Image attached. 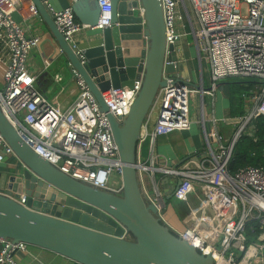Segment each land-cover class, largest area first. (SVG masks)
<instances>
[{"label":"built area","instance_id":"1","mask_svg":"<svg viewBox=\"0 0 264 264\" xmlns=\"http://www.w3.org/2000/svg\"><path fill=\"white\" fill-rule=\"evenodd\" d=\"M24 1L0 0V66L4 80L0 86V105L21 138L36 153L76 179L119 193L123 163L108 112L117 118L125 117L142 87V79H136L133 87H111L104 91L109 108L105 112L74 70L80 88L78 97L68 108L54 103L37 87V76L28 68L29 54L39 45L41 37L27 35L13 16ZM97 1L101 14L95 26L81 23L72 6L58 10L48 3L58 28L83 63V49L76 35L112 24V0ZM161 4L167 51L170 44L190 33L187 30L190 25L201 58L209 62L211 85L207 90H199L180 76L165 77L166 85L160 88L141 130L137 166L142 190L181 238L201 253L211 255L216 264H264V167L250 165L234 172L228 169L234 146L248 123L264 115V0H161ZM30 9L33 15L38 14L32 1ZM192 15L196 17V25ZM229 77H257L262 81L261 89L252 96L253 105L241 117L242 125L226 139L206 126L218 121L217 118L209 122L198 119L206 141L201 155L191 156L176 167L157 165L159 137L188 130L194 123L190 116L191 96L213 95L219 81ZM211 134L217 145H213ZM144 145L146 155L142 153ZM13 154L0 133V161ZM158 173L182 181L173 198L177 203L188 205L191 195L198 192L196 187L201 188L197 193L201 192V203L196 208L189 207L184 228L171 225L162 214L167 203ZM114 174L119 176L118 185L111 184ZM27 200L25 194L17 198L22 204ZM257 230H260L257 240L250 241L248 232L254 234ZM2 242L0 264H20L14 253L27 250L28 244Z\"/></svg>","mask_w":264,"mask_h":264},{"label":"water","instance_id":"2","mask_svg":"<svg viewBox=\"0 0 264 264\" xmlns=\"http://www.w3.org/2000/svg\"><path fill=\"white\" fill-rule=\"evenodd\" d=\"M32 1L38 19L46 23L66 56L69 69L77 70L85 80L102 111H109L104 91L133 87L136 79H142V87L125 117L108 112L123 163L119 193L76 179L36 153L0 105V133L20 161L12 171H0V240L22 241L81 264H216L211 255L182 239L160 216L139 180L143 123L160 88L166 85L165 77L180 76L178 72L188 68L185 54H177L176 44H170L167 51L161 0H112V24L88 29L93 41L82 48L84 63L58 28L48 2ZM72 7L81 23L97 24L101 14L97 0H74ZM198 55L202 65L199 51ZM184 74L180 78L187 81L188 69ZM193 87L209 89L196 83ZM227 122L243 120L232 117ZM206 126L211 130L210 123ZM167 182L169 177L163 182L166 203L182 181L174 180L171 188ZM21 194L28 197L26 204L17 201ZM166 212L167 207L162 214Z\"/></svg>","mask_w":264,"mask_h":264},{"label":"crops","instance_id":"3","mask_svg":"<svg viewBox=\"0 0 264 264\" xmlns=\"http://www.w3.org/2000/svg\"><path fill=\"white\" fill-rule=\"evenodd\" d=\"M31 1L25 0L21 4L19 10L16 11L17 15L15 18L18 22L21 23L27 35L41 37L39 45L34 47L29 54L28 68L31 73L37 76V87L54 103L59 104L63 108H68L80 93L77 79L72 70L69 69L66 56L60 51L58 45L55 43L54 37L46 23L38 19L37 15L32 14L30 9ZM46 1L53 8L58 10L66 8L68 6H73L74 3V0ZM185 37L186 35L182 37V39L179 40L176 45L177 54L180 56L185 54L184 62L187 63L188 68H186L185 71L181 70L180 72H178V75H180V77H185L184 73L187 72L188 69V72L190 73V78H188V80L192 84V87L193 83H196L198 85H204L206 88H209L211 85V74L208 84H205L204 81L206 80H204L203 74H201V68H199L196 61V57L199 58V55L194 36L192 40H190L188 37ZM76 39L78 41V44L82 48L92 44L93 41V38L89 35L88 29L80 31L76 35ZM203 60V62L207 64L210 73L209 62L206 59ZM3 84V75L2 73H0V86H3ZM221 84L223 83H220L219 86H221ZM219 86L216 91H213V95L205 93L204 104H201L200 102V106L204 105V110L201 111V118L204 117V119H206L208 122L211 121L213 117L217 118L218 121L214 123L211 122V127L220 132L226 139H229L235 131V126L232 124L236 123H228L227 121H223V119H228L230 117L227 114L228 101L226 100L224 92L221 93L220 91H218ZM224 89H222L221 91H223ZM218 95H221L223 97V100H225L223 106L220 105V111L217 105ZM197 96H200L201 99V95ZM206 96H209V99L213 100V102L211 103L210 100H208L209 107L213 103L211 106V112H208L206 110ZM206 117L209 118L207 119ZM201 118L199 119L203 121ZM230 125L233 129H230ZM190 130H192V127L188 130L174 131L169 135L159 137L157 145V153L159 155V158L157 160V165L165 164L167 165V167H176L191 156L199 157L201 155V152H203L206 147L202 123H198V128H196L195 131H193L192 133H188V131ZM212 143L213 145H217V139H215L214 135L212 136ZM19 163L20 161L16 157V155H7L3 161H0V171L10 172L17 166H20ZM158 175V177L161 179L162 188L164 191L165 188L163 187V182L165 181L166 177L170 178V182L166 183L169 188L172 187V182L174 180H177V178L164 173H158ZM168 187L166 189H168ZM196 189L198 190V192L201 191L200 187H196ZM197 193L191 195L188 205L182 204L181 207L178 208L176 207V203H174L176 208L174 215L167 217L165 215L166 213L164 214L171 225L180 228H184V226H186L187 223L184 221V216L189 213V207L196 208L201 203V192L199 194ZM2 246L3 242L0 241V250ZM14 258L20 264H76L75 261L71 260L68 257L60 255L48 249L32 245H28V248L25 251H16L14 253Z\"/></svg>","mask_w":264,"mask_h":264},{"label":"trees","instance_id":"4","mask_svg":"<svg viewBox=\"0 0 264 264\" xmlns=\"http://www.w3.org/2000/svg\"><path fill=\"white\" fill-rule=\"evenodd\" d=\"M229 78H231L230 80L232 82H228V87L221 84V86L224 85V95L228 101L227 114L230 118L244 117L253 105L252 96L261 89L262 81L257 77ZM232 125L235 126H233L234 130H237L240 123ZM142 153L143 155L147 154V145H144ZM250 165L264 167V115L253 118L246 126L244 132L234 146L228 169L234 172ZM175 211L176 208L173 199L169 200L167 202V212L165 215L170 217L174 215ZM254 222L255 221H251V223ZM259 233L260 230H257L254 234L248 232L250 241L257 240Z\"/></svg>","mask_w":264,"mask_h":264},{"label":"rangeland","instance_id":"5","mask_svg":"<svg viewBox=\"0 0 264 264\" xmlns=\"http://www.w3.org/2000/svg\"><path fill=\"white\" fill-rule=\"evenodd\" d=\"M192 19H193L194 24L196 25L197 24V20H196V17L194 15H192ZM187 30L190 31V33H188L186 35V37H188L190 40H192L193 39V34L191 32L192 29H191V26L190 25H188ZM196 58H197L196 61L198 63V66H199V68H201V74H203V78H204V80H206L204 82H205V84H208V81L210 80V73H209L207 64L205 62H203V64L201 65L199 58L198 57H196ZM0 73H3V67L2 66L0 67ZM230 79L231 78H229V79L228 78H225V79H223V80H221L219 82L220 83H223L226 87H228L229 86L228 82H232ZM233 81H237V80H233ZM224 85H223V87H224ZM221 90H222V86H219V90L218 91H220L221 93L224 92V90L223 91H221ZM206 97L208 98V99L207 98L205 99L206 110L208 112H211V106H212L213 103L209 107L208 100H210L209 99L210 97L209 96H206ZM217 99H218L217 105H218V109L220 111L221 110L220 105L223 106L225 100H223V97L221 95H218V98ZM200 102H201L200 96H197L196 94H193L191 96L190 116H191V118H192V120H193L194 123L192 125V130L188 131V133H192L193 131L196 130V128H198V122H197V120L199 118H201V111H202V108L204 107V105H201L200 106ZM211 102H213V100H210V103ZM206 118L208 119L209 117H206ZM241 125H242V122L240 123V125L238 126V128ZM230 129H233L231 125H230ZM118 181H119V176L117 174H114L113 177H112L111 184L112 185H118V183H117ZM177 202L174 201V203H176V207H178V208L181 207L182 202L181 203H177Z\"/></svg>","mask_w":264,"mask_h":264}]
</instances>
